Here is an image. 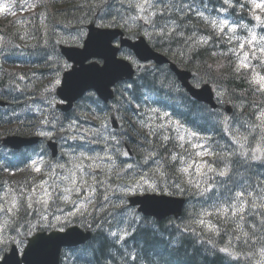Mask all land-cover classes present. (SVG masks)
I'll return each mask as SVG.
<instances>
[{
	"label": "trees",
	"instance_id": "1",
	"mask_svg": "<svg viewBox=\"0 0 264 264\" xmlns=\"http://www.w3.org/2000/svg\"><path fill=\"white\" fill-rule=\"evenodd\" d=\"M117 1L121 2L117 4ZM139 1L114 0V5L111 0H73L63 7L61 0H33L34 14L30 19L6 21L0 27L8 35L10 50L29 59L27 74H33L34 68L40 69L38 72L47 78L51 75L48 71L51 63L56 68L60 64L58 42L73 41L67 31L71 22L91 19L97 11L103 16L112 7L115 17L102 18V21L128 24L122 4L135 8ZM244 3L243 0H172L162 6L159 3L160 9L152 18L157 32L151 35V40L153 46L170 54L179 65L193 69L196 83H214L225 92L227 99L247 110L248 102L256 104L254 87L249 83L250 73L248 70L237 71L234 66L236 60L232 59L236 56L231 50L233 44L218 37L210 22L224 10L232 20L240 23L241 29L248 27L255 17L248 14ZM49 53L56 56L50 57ZM3 60L4 57L0 56V96L6 91L11 95L19 92L22 73L21 78L40 85L26 74L27 71H15L18 67H14L11 76V71L8 73L6 65L1 63ZM142 82L158 92L172 116L206 135L212 157L202 167L192 166L181 171L183 168L175 161L178 160L179 147L165 141L164 135L157 136L155 132L137 126L143 137L139 139L135 133L128 137L136 154L133 166L146 167L150 178L169 181L171 191L181 190L187 197L183 216L174 222L142 217L134 225V219L131 220L129 213L125 212L126 221L122 224L121 205L112 199L103 209L95 207L94 212L86 213L83 218V225L93 227L94 235L82 247L85 255L82 254L76 264H256L261 251H264V172L253 173L246 161L237 160L241 152L224 131V112L221 109L212 111L191 99L170 70L161 72V77L149 74L143 77ZM134 87L139 100L142 91L137 82ZM122 104V115L127 112L134 115L126 102ZM239 120L245 122L242 115ZM7 125L0 113L1 133L12 130ZM32 129L31 125L14 128L22 133ZM262 167L258 164L254 169ZM116 169L120 171L111 170L107 174L110 184L127 172L123 167ZM220 172H226V175L221 176ZM5 175L23 179L20 172L10 174V171L0 168V178ZM237 193H243V196H237ZM241 202L242 206L246 205L244 210L234 213ZM201 220L204 223H200ZM133 225L134 229L121 244L114 243L104 232L105 228H131ZM222 245L234 249L240 258L233 259L220 252Z\"/></svg>",
	"mask_w": 264,
	"mask_h": 264
},
{
	"label": "water",
	"instance_id": "2",
	"mask_svg": "<svg viewBox=\"0 0 264 264\" xmlns=\"http://www.w3.org/2000/svg\"><path fill=\"white\" fill-rule=\"evenodd\" d=\"M117 29L91 30L88 39L85 41L83 49L70 48L64 49L70 60L74 61V69L65 76L64 92L72 93L66 97L73 99L80 95L88 88H95L107 98V90L120 77L131 74V69L127 63L116 58L117 48L113 46V40L118 36ZM123 43H128L138 49V53L143 59L154 58L159 62L167 61L163 55L153 52L143 42L135 44L124 39ZM93 56H104L108 61L103 67L98 63H86ZM172 69L176 71L183 85L187 90L199 100L210 103L213 107L217 104L214 101V92L209 83H204L201 88L192 85L189 81L191 73L189 71L180 70L175 64H171ZM19 142V141H18ZM132 204H138L139 210L145 214L155 215L159 218L165 217L170 213H179L183 206L184 199L178 197L148 194L144 196L132 197ZM91 233L83 231L78 226L67 229L66 232L53 231L49 234L46 232L38 233L29 239L23 257H19L16 248L7 254L5 261L0 264H59V253L62 245L78 244L86 241Z\"/></svg>",
	"mask_w": 264,
	"mask_h": 264
},
{
	"label": "rangeland",
	"instance_id": "3",
	"mask_svg": "<svg viewBox=\"0 0 264 264\" xmlns=\"http://www.w3.org/2000/svg\"><path fill=\"white\" fill-rule=\"evenodd\" d=\"M256 6V4H255ZM5 10V5L0 3V13ZM225 27L226 25L223 24ZM232 30H234V27H230ZM229 31H232V30ZM250 43H254V40L251 38L247 39ZM253 48H256L255 45H253ZM258 51V50H256ZM128 98L131 97L130 94H126ZM73 129V128H71ZM95 133V132H93ZM181 136L183 138L190 137L192 138V135H189L184 130L181 131ZM126 140V139H124ZM127 141V140H126ZM169 141H172L170 138ZM127 143V142H126ZM131 147L132 143H127ZM255 156L261 157L264 153V148L261 146L254 148ZM109 154L103 153V157L106 158ZM109 162H114V160H108ZM145 169V168H144ZM152 169H149L148 171H152ZM85 174L79 173L77 168H74L70 171H67L65 173L62 172H51L48 178L43 179L40 182V185L38 188H35L34 193L29 195V204L30 208L32 210H35L39 213L37 220H41V225H51L60 227V225L64 222H69L72 220L74 216H76L79 209L86 204L87 200H81L82 198H79L77 194H79L81 191L85 192L86 196L88 195L91 200L94 201V196L91 197V194H94L93 189V183L98 178L95 174H88L85 178ZM67 177V179H65ZM85 178V179H84ZM93 178V179H92ZM83 179H84V187L83 186ZM92 179V181L89 183V180ZM96 182V181H95ZM92 186H91V185ZM156 187L155 182L148 180L146 177H144L141 173H137V175H132L128 178H126V182L122 183L120 187H118L119 190L125 193H131L138 191L140 189H151L154 190ZM77 189H79L77 191ZM85 194H83L85 196ZM64 197H68V199H65ZM57 200L58 203H62L61 201H65V205H60L57 207L56 210H50L49 206L52 201ZM63 204V203H62ZM66 206V205H68ZM67 207V208H66ZM103 208V207H102ZM3 228L2 222H0V229Z\"/></svg>",
	"mask_w": 264,
	"mask_h": 264
},
{
	"label": "snow or ice",
	"instance_id": "4",
	"mask_svg": "<svg viewBox=\"0 0 264 264\" xmlns=\"http://www.w3.org/2000/svg\"><path fill=\"white\" fill-rule=\"evenodd\" d=\"M256 7H257V8H264V5L257 4ZM257 19H259V17H257ZM223 23L226 25V24L228 23V21L225 20ZM255 39H256V37H255V35H253V36H252V40H255ZM241 47H243V45H241ZM244 66L246 67L247 65H244ZM259 80H260V82H261L262 84H264V77H259ZM166 115H167V113H166ZM177 124H179V121H177ZM192 135H196V133H192ZM166 139H167V137H166ZM180 139L182 140L183 137L181 136ZM237 142L239 143V141H237ZM241 147H242V146H241ZM125 155H127V153H125ZM172 159L175 160L176 157L173 156ZM252 159H260V157H259V156H253ZM33 163H35V162H33ZM97 167H98V165H97ZM37 170H39V169H37ZM209 170L211 171V170H213V169L209 168ZM181 171H187V168L181 169ZM220 175H221V176H224V175H226V172H220ZM65 179H67V177H65ZM197 186H198V185H197ZM78 190H79V189H77V191H78ZM237 196H243V193H237ZM64 198H65V199H68V197H64ZM243 210H244L243 207L237 209V211H243ZM200 223H204V221L201 220ZM209 227H210V228H214L213 225H209ZM221 251H224V252L227 253V252L229 251V249L225 248V249H222Z\"/></svg>",
	"mask_w": 264,
	"mask_h": 264
},
{
	"label": "bare ground",
	"instance_id": "5",
	"mask_svg": "<svg viewBox=\"0 0 264 264\" xmlns=\"http://www.w3.org/2000/svg\"><path fill=\"white\" fill-rule=\"evenodd\" d=\"M139 162V161H138ZM141 162V161H140ZM141 165V164H140ZM135 166V165H134ZM145 168V170L147 169L146 167H144ZM158 171V170H157Z\"/></svg>",
	"mask_w": 264,
	"mask_h": 264
}]
</instances>
